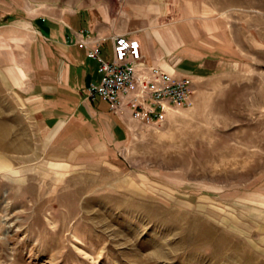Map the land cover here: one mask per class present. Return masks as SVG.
<instances>
[{
  "label": "rangeland",
  "instance_id": "rangeland-1",
  "mask_svg": "<svg viewBox=\"0 0 264 264\" xmlns=\"http://www.w3.org/2000/svg\"><path fill=\"white\" fill-rule=\"evenodd\" d=\"M67 16L140 21L190 104L78 157L49 147L21 86ZM4 128L29 147H0V264H264V0H0Z\"/></svg>",
  "mask_w": 264,
  "mask_h": 264
},
{
  "label": "crops",
  "instance_id": "crops-1",
  "mask_svg": "<svg viewBox=\"0 0 264 264\" xmlns=\"http://www.w3.org/2000/svg\"><path fill=\"white\" fill-rule=\"evenodd\" d=\"M56 24L41 28L39 36L43 44L41 50H34L35 61L21 89L26 93L29 112L49 136L53 134L49 147L56 149L62 142L71 140L72 147L68 152L74 158L79 156L78 151L106 148L107 132L111 134L108 136L110 141L112 136L123 138L129 129V119L125 121L111 112L107 102L87 98L88 85L97 82L100 76L97 61L89 58L86 50L77 43L80 32L88 30L92 39L106 40L103 46L107 42L111 45V39L118 35L137 40L149 63L160 61L161 56L155 50L154 33L147 30L140 35V21L135 25L136 31L119 30L97 18L82 23L75 16L64 17ZM74 135L80 138L75 140ZM87 143H93V148L86 146ZM76 147L79 149L74 151Z\"/></svg>",
  "mask_w": 264,
  "mask_h": 264
},
{
  "label": "built area",
  "instance_id": "built-area-1",
  "mask_svg": "<svg viewBox=\"0 0 264 264\" xmlns=\"http://www.w3.org/2000/svg\"><path fill=\"white\" fill-rule=\"evenodd\" d=\"M105 41L92 39L88 30L81 31L77 41L98 63L100 79L88 85V99L100 98L118 117L143 124L159 123L173 107L190 104L192 86L188 76L149 63L140 42L125 35L111 39L106 59L100 52Z\"/></svg>",
  "mask_w": 264,
  "mask_h": 264
},
{
  "label": "bare ground",
  "instance_id": "bare-ground-1",
  "mask_svg": "<svg viewBox=\"0 0 264 264\" xmlns=\"http://www.w3.org/2000/svg\"><path fill=\"white\" fill-rule=\"evenodd\" d=\"M162 67L163 68L166 67L170 69L167 63H165ZM9 130H10L9 128H4L3 131L0 133V147L9 151H13V150L28 151L29 146H27L28 144L27 140L20 139L18 142H12L11 140L8 139V137L10 136ZM52 135L53 134L51 133L48 140L52 137ZM2 165L3 162L0 159V168H3Z\"/></svg>",
  "mask_w": 264,
  "mask_h": 264
}]
</instances>
